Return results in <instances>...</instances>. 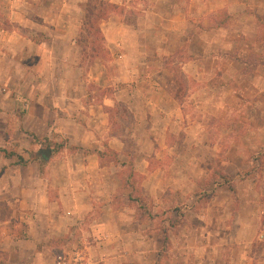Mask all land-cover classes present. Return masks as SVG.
Returning <instances> with one entry per match:
<instances>
[{"label": "crops", "instance_id": "crops-1", "mask_svg": "<svg viewBox=\"0 0 264 264\" xmlns=\"http://www.w3.org/2000/svg\"><path fill=\"white\" fill-rule=\"evenodd\" d=\"M109 1L125 6L131 13L141 12L133 18L134 25H128L119 16L102 24L104 46L110 51L114 65L112 70L103 65L82 66L84 56L77 39L83 23L80 9L72 0L5 1L10 16L0 25L24 32L18 34L13 29L9 33L0 27V72L7 80L11 74L19 75L26 88L32 86L22 122L30 124L39 138L45 135L40 132L41 125L49 122L45 131L49 129L52 138L67 140L68 147H79L74 155L69 154L66 162L51 160L47 164L46 171H55L53 178L40 173L37 161L25 166L12 165L10 158L0 153V251L18 254L19 259L28 257L23 264H53L52 254L80 244L92 253L112 250L116 247L109 243L119 244L120 235L132 233L131 214L115 209L109 194V188L117 187L122 178L110 179L108 168L98 158L108 139L111 143L121 137L110 130L111 109L124 106L130 112L132 124L138 125L140 119L151 123L149 131L153 137L160 136L153 123H162L165 128L160 130L166 137L169 125L184 116L188 118L184 106L194 110L204 106L217 108L220 104L213 99L217 100L218 91L228 88L236 94L235 87L220 82L229 73L224 64L237 63L218 56L221 49H226L221 43L241 44L246 47L243 53L247 56L252 51L264 50V0H246L242 10H234L238 11L239 20L230 17L224 23L216 17H204V13L216 15L218 9L227 7L232 15L230 8L240 7L237 0H146L143 10L138 8L143 4L136 1L133 4H125V0ZM7 33L8 36L4 35ZM33 35L42 39L34 40ZM15 55L20 56L18 61ZM175 63L189 94L183 97V102L170 92L176 78L171 65ZM12 68L16 71L12 72ZM256 72L261 74L262 70ZM205 77L212 80L214 88L204 84ZM256 77L258 80L244 81L254 87L257 84V90L262 92L264 78L257 74ZM105 88H112L109 96L101 94ZM40 90L41 104L33 101ZM90 90L98 94L90 96L93 93ZM96 98L101 99L97 102ZM34 107H41V114L37 115ZM190 120V130H198L199 122ZM118 121L123 119L118 117ZM1 131L0 148L5 149L6 133ZM129 131V137H135L133 130ZM185 133L187 138H196L187 129ZM53 156L52 153V159ZM123 167L121 164L120 168ZM241 213L234 215L233 227L227 228L233 235L230 243H226L228 239L219 243L213 239L215 234L206 233L199 238L208 243L188 248L183 236L175 260L163 264H264V218H260L257 230L244 234L239 220ZM19 224L20 235L16 230ZM128 229L131 231L126 232ZM253 242H258L257 251L247 253ZM137 260L134 256L132 262L125 264H135ZM102 261V264H122L116 259Z\"/></svg>", "mask_w": 264, "mask_h": 264}, {"label": "rangeland", "instance_id": "rangeland-1", "mask_svg": "<svg viewBox=\"0 0 264 264\" xmlns=\"http://www.w3.org/2000/svg\"><path fill=\"white\" fill-rule=\"evenodd\" d=\"M5 1L8 0H0L3 3L0 5V22L5 20L4 23L10 16ZM72 1L80 9L83 23L77 39L84 56L82 66L103 65L107 70H112L114 65L110 51L104 46L101 26L113 16H119L123 22L134 25L133 18L141 12L133 10L131 13L125 6L115 5L109 0ZM135 1L143 4L138 7L140 10L146 7V0H125V4H133ZM237 1L240 7L230 8L232 15L228 14L225 7L218 9L216 15L207 11L204 17H216L220 23L230 17L239 20L238 11L234 10H242V4L246 0ZM208 9L210 10V6ZM0 27L9 33L13 29L18 34L24 32L2 24ZM32 37L34 40L42 39L40 36ZM257 41L260 42L258 37ZM221 46L226 49H221L218 56L237 63L224 64L229 73L220 82L227 87H235L236 94L228 88L218 91L217 100L213 99V102L218 101L219 107L204 106L194 110L184 106V113L186 112L188 118L184 116L183 120L178 119V122L169 125L166 137L160 130L165 128L162 123H153L160 134L153 137L149 131L151 123L140 119L138 125L132 124L130 112L124 106L111 109L110 130L113 129L121 137L111 143L108 139L106 149L99 153L98 158L100 164L108 168L110 179L119 181L122 178L117 187L109 188V194L113 197L115 209L131 214L129 221L134 224L130 227L133 231L128 229L126 232L132 233L120 235L119 244L109 243L115 249L92 253L91 249L80 244L69 251L52 254L53 264H83L86 261L102 264L103 259H116L125 264L132 262L134 256L138 258V263L135 264H163L171 259L175 260L174 256L178 254L183 236L187 238L184 242L188 248L197 245L196 243H208L205 238H199L206 233L215 234L213 239H218L219 243L226 239V243H230L229 239L233 235L229 234L227 228L233 227V222L236 221L234 215L238 211L243 212L239 220L243 224L244 234L259 228L260 218H264V91L259 92L257 84L254 87L246 81L258 80L256 74L264 78V50L252 51L247 56L243 53L246 47L241 44L221 43ZM240 54H244V57ZM18 59L20 56L15 55V60ZM16 68L11 71H16ZM171 68L176 72V78L170 92L183 102V97L189 95L186 83L177 74L178 64H172ZM258 69L262 70L261 74L256 72ZM19 79V75L11 74L7 80L6 75L0 72V114H3L0 129L6 133L5 149L7 152H16L19 156L10 157L12 165L25 166L37 161L40 164V173L53 178L55 171H46L47 164L51 160L66 162L69 154L74 155L79 147H68L67 140L52 138L48 133L49 129L45 131V126H50L49 122L41 125L40 132L45 135L40 138L35 136L30 124L22 122L32 86L30 89L26 88ZM206 79L205 77L204 80ZM211 83L210 78L209 81H204V84L214 88L215 84ZM90 91H93L90 96L98 94V91ZM109 91H113L112 88H105L101 94L109 96ZM39 94L33 101L41 104V90ZM100 99L96 98V101ZM34 112L41 114V107H34ZM118 117L123 121L119 122ZM188 119L198 121L200 128L190 130ZM130 129L133 130V138L129 137ZM186 129L196 138H187ZM45 148L51 153L55 151V158L44 161L37 156L35 159V153ZM83 154L86 155L87 151ZM121 164L125 166L123 169L120 168ZM148 176L151 177L146 183ZM16 230L19 234L22 226L19 224ZM164 238L168 239L167 243ZM257 248L258 242H253L247 253L251 251L253 254ZM26 259L28 257L19 259L18 254L0 251V264H23ZM191 261L193 262V257L189 260L190 263Z\"/></svg>", "mask_w": 264, "mask_h": 264}, {"label": "water", "instance_id": "water-1", "mask_svg": "<svg viewBox=\"0 0 264 264\" xmlns=\"http://www.w3.org/2000/svg\"><path fill=\"white\" fill-rule=\"evenodd\" d=\"M51 155H52V153L48 148L40 149L37 152V156H39V158L44 160V161H48L49 158L51 157Z\"/></svg>", "mask_w": 264, "mask_h": 264}, {"label": "trees", "instance_id": "trees-1", "mask_svg": "<svg viewBox=\"0 0 264 264\" xmlns=\"http://www.w3.org/2000/svg\"><path fill=\"white\" fill-rule=\"evenodd\" d=\"M53 154H55L56 152L55 151H52ZM0 153L3 155L4 158H10V157H16L18 158L19 156L16 155L15 153L13 152H7V150L3 149V148H0ZM168 239L167 238H164V242L167 243Z\"/></svg>", "mask_w": 264, "mask_h": 264}]
</instances>
